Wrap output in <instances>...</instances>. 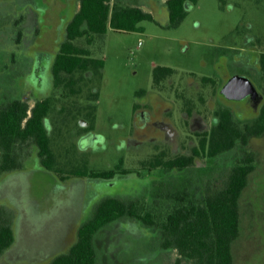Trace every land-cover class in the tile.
I'll return each mask as SVG.
<instances>
[{
  "label": "rangeland",
  "instance_id": "1",
  "mask_svg": "<svg viewBox=\"0 0 264 264\" xmlns=\"http://www.w3.org/2000/svg\"><path fill=\"white\" fill-rule=\"evenodd\" d=\"M140 1L146 10L153 12L150 4L157 9L154 0ZM238 1L198 0L189 5L185 18L176 26L169 24L167 11L158 6L154 11L156 21H142L143 30L125 32L108 28L103 38L96 37L90 46L91 54L103 59L104 65L92 69L89 80L85 78L87 87L80 96L96 94L91 99L97 109L96 131L105 138L84 154L91 168L107 169L119 157H126L127 161L131 157L130 151L119 147L118 138L128 133L136 92L152 89L157 68H173L172 79L177 82L190 72L199 77L209 71L207 51L227 39L241 15ZM74 3L78 5L79 0H0V104L22 86L34 89L39 98L51 91L52 55L45 50V41L59 30L56 22L65 24L72 17ZM204 62H208L207 68ZM59 92L62 89L54 95L59 96ZM86 119H89L86 112L75 111L60 121L62 124L54 132L58 150L62 140H68L67 129L77 128ZM52 120H47L51 126ZM106 137L113 141H107ZM247 148L254 152L257 163L241 197V232L233 247L234 264H264V147L260 138H255ZM240 151L241 148H235L207 165L226 167ZM76 152L70 148L69 159L74 158L75 162L79 159ZM32 161H36L35 156L22 169L6 173L0 180V204L11 211L16 235L13 246L0 256V264H47L72 245L79 225L90 214L101 192L106 193L112 187L115 190L129 187L139 180L136 176L124 177L112 186L106 181L92 180L82 188L83 185H77L79 179L62 182L53 172ZM199 172L194 176L206 174L203 170ZM155 173L158 176L162 170L158 168ZM151 236L138 219L127 217L116 221L96 237L97 264H171L176 252H159Z\"/></svg>",
  "mask_w": 264,
  "mask_h": 264
},
{
  "label": "trees",
  "instance_id": "2",
  "mask_svg": "<svg viewBox=\"0 0 264 264\" xmlns=\"http://www.w3.org/2000/svg\"><path fill=\"white\" fill-rule=\"evenodd\" d=\"M198 0H154L163 2L176 26L185 18L188 6ZM148 2V0H147ZM150 8L154 7L151 4ZM156 21L154 13L146 10L140 0H79L78 8L66 26V37L53 65L57 87L69 90L65 96L79 95L76 81L84 80L91 61L90 46L96 37L101 39L108 28L116 31H140L142 21ZM20 21L16 23L19 27ZM20 35L21 31L18 30ZM103 62L96 65L102 66ZM156 69L154 76L159 72ZM160 73V72H159ZM83 91V89H82ZM56 101L48 97L31 108L30 102L20 97L6 99L0 104V180L9 172L25 166V159L34 155L44 161L50 170L54 166V152L46 119ZM59 101V100H58ZM61 105V104H60ZM51 118V117H50ZM53 119V120H52ZM57 130V119L51 118ZM242 126L224 121L221 133L212 136L208 156L222 155L241 148L239 156L219 173L213 168L202 177L192 175L172 179L171 184L159 180L154 191L141 199L108 197L98 203L92 214L79 226L72 245L55 255L47 264H97L98 231L117 218L137 217L151 232L159 252H176L171 264H234L233 247L241 232V197L254 169V153L249 151ZM215 138V140H214ZM166 171L168 168L163 167ZM68 175H87V169L70 168ZM94 176L108 175L92 172ZM16 240L12 213L0 204V256Z\"/></svg>",
  "mask_w": 264,
  "mask_h": 264
},
{
  "label": "flooded vegetation",
  "instance_id": "3",
  "mask_svg": "<svg viewBox=\"0 0 264 264\" xmlns=\"http://www.w3.org/2000/svg\"><path fill=\"white\" fill-rule=\"evenodd\" d=\"M75 4L72 16L78 8ZM158 6L165 8L161 3L155 7L158 9ZM237 8L241 11V15L231 27L227 39L220 40L207 51L211 64L209 71L199 77H196L194 72H190L177 82L174 78L172 79L174 69L161 66L162 71L153 78L152 89H140L136 92V102L128 133L118 138L119 147L130 151L131 157L127 161L126 157L121 156L114 165L103 170L91 168L89 160L84 157L86 151L92 150L91 146L105 139L96 131L97 109L91 104V99H95L96 94L80 96H83L82 89L87 87L86 79L89 80L93 75L92 69L100 68V66L96 68V65L101 62L103 67L104 61L93 57L92 54L87 56L91 65L86 70V79L73 84L74 88L81 93L65 96L69 90L57 87L53 65L61 51L66 37V26L72 17L65 24L59 25L56 22L59 30L48 36L47 42L45 41L46 47H44L52 55L50 58L51 91L39 98L34 95V89H25L22 86L19 91L13 90L9 99L20 97L30 102L31 114V108L39 100L44 102L46 98L52 97L57 100V110L63 106V111L52 108L47 118H56L58 126L62 124L60 121H64L67 115L70 116L75 111L86 112L89 119L83 120L82 122L85 123H80L75 129H67L68 140H62L59 150L54 143V126H51L46 119V123L50 126L48 132L52 135L54 166L62 170L48 169L38 155H34L36 161L32 162L46 171L53 172L62 182L72 178L79 179L77 185H83L82 188L92 180L106 181L112 186L115 181L124 177L139 178L138 182H131L129 187L117 190L112 187V190H107L106 193L101 192L86 218L105 198L141 199L154 191L159 180L164 179L167 184H171L172 179H184L189 175L194 176L200 170L210 171L212 168L219 173L220 165L208 166L219 155L213 157L208 155L212 149V136L216 138L221 133V127L226 120L242 126V133L247 137L248 146L255 138H260L264 147V0H240ZM157 9L153 7V13ZM255 13L261 16H256ZM169 18L168 16L167 19ZM37 34L38 29L36 36ZM204 65L206 68L209 66L208 62H204ZM59 88L62 89V93H57L60 94L59 96L54 95ZM82 102L87 103L82 104ZM106 140L113 141L107 137ZM70 148L73 152L75 150L78 152L76 155L79 159L76 162L74 158L69 159L70 156L72 157ZM27 160L29 158L25 159V162ZM256 163L255 158L254 169L249 174V182L255 172ZM163 167L168 168L169 171L165 172ZM70 168L87 169L88 172L85 176L70 174L63 179L62 171L67 175ZM158 168L162 170V173L156 176L155 170ZM142 171L145 173L141 174ZM92 172L108 175L94 176ZM127 217L140 220L133 216L117 218L100 228L98 233L103 228ZM142 224L145 226L143 222Z\"/></svg>",
  "mask_w": 264,
  "mask_h": 264
}]
</instances>
